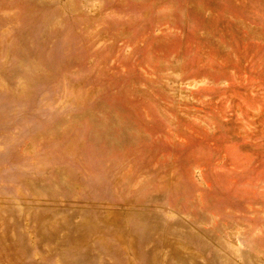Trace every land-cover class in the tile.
<instances>
[{
	"label": "rangeland",
	"instance_id": "rangeland-1",
	"mask_svg": "<svg viewBox=\"0 0 264 264\" xmlns=\"http://www.w3.org/2000/svg\"><path fill=\"white\" fill-rule=\"evenodd\" d=\"M0 264H264V0H0Z\"/></svg>",
	"mask_w": 264,
	"mask_h": 264
}]
</instances>
